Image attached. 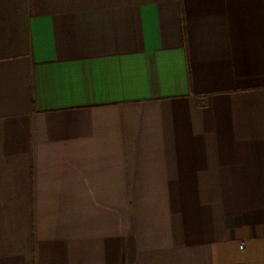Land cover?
Masks as SVG:
<instances>
[{"label": "crops", "instance_id": "1", "mask_svg": "<svg viewBox=\"0 0 264 264\" xmlns=\"http://www.w3.org/2000/svg\"><path fill=\"white\" fill-rule=\"evenodd\" d=\"M0 264H264V0H0Z\"/></svg>", "mask_w": 264, "mask_h": 264}]
</instances>
